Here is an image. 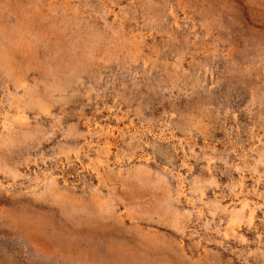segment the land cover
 I'll use <instances>...</instances> for the list:
<instances>
[{
  "label": "rangeland",
  "instance_id": "374dc122",
  "mask_svg": "<svg viewBox=\"0 0 264 264\" xmlns=\"http://www.w3.org/2000/svg\"><path fill=\"white\" fill-rule=\"evenodd\" d=\"M0 264H264V0H0Z\"/></svg>",
  "mask_w": 264,
  "mask_h": 264
}]
</instances>
